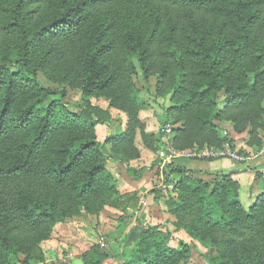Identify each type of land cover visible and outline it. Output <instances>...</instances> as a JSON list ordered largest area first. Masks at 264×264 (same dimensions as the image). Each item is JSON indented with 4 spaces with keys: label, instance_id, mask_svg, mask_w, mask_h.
I'll return each instance as SVG.
<instances>
[{
    "label": "trees",
    "instance_id": "16d2710c",
    "mask_svg": "<svg viewBox=\"0 0 264 264\" xmlns=\"http://www.w3.org/2000/svg\"><path fill=\"white\" fill-rule=\"evenodd\" d=\"M37 71L79 88V111L67 108L64 91L47 102L54 92ZM140 75L154 76L155 97H167L161 124L177 125L176 150L233 144L222 122L260 144L264 0H0V264H11L9 254L23 255L17 264L42 262L39 244L55 223L135 201V192L117 189L102 145L127 163L140 157L137 134L153 152L161 143L139 117ZM92 96L126 115L123 130L101 144L95 127L111 117ZM165 177L173 230L213 249L208 264H264V190L245 206L232 171L172 163ZM171 238L167 228L144 226L117 264H186L188 243L171 246ZM81 257L104 264L106 255L92 245Z\"/></svg>",
    "mask_w": 264,
    "mask_h": 264
},
{
    "label": "rangeland",
    "instance_id": "374dc122",
    "mask_svg": "<svg viewBox=\"0 0 264 264\" xmlns=\"http://www.w3.org/2000/svg\"><path fill=\"white\" fill-rule=\"evenodd\" d=\"M36 75L42 86L54 92L47 99V102L53 98L59 99L62 91H64V97L62 99L67 103V108L70 111H79L75 107L76 104L77 106L78 104L82 105L81 91L79 88H71L67 85L59 84V82L52 80L44 71H37ZM133 80L138 89L137 98L145 105L144 109L140 111L139 117L144 121L147 132L159 133L161 143L157 144L154 152L150 150L151 152L144 153V157L147 159L146 161H143V159L139 160L141 158L140 155L138 159H129L127 163H122L118 160V156L113 157L110 155L111 147L107 143L102 145V153L109 156L106 163V170L116 180L117 189L121 193H128V195L135 192V201H127L124 207L125 209L105 206L97 214H89L81 211L77 215L65 217L53 225L50 237L39 244L43 252L44 261L31 260L27 264H81L82 254L90 249L92 245H97L99 249L105 252L106 258L104 259V264H117V255L131 250L144 226L158 225L161 228H167L172 234L177 232L173 230V225L169 227V223H172L173 217L166 208L165 200L169 194L167 188L170 190L171 185H165V174L169 172L172 163L181 164L183 159L189 161L197 158L185 157L181 153L182 151L176 150L172 145L171 133L173 131V125L165 124L168 125L166 127L161 124L163 106L168 104V100L167 97H155L154 85L156 78L150 76L145 80L140 75L133 77ZM218 97L221 101L224 95L219 93ZM89 100L92 105L108 110L111 117L107 123L98 124L99 128H97L98 125L95 127L96 140L101 144L109 134L116 135L123 130L124 126H121L120 117L121 111L110 107L108 100L103 97L92 96ZM219 128L222 135H230L232 127L229 123L222 122ZM170 137L171 139L169 140ZM261 137L262 142L260 144H249L252 148L259 147L256 149L257 155L264 154V151H262L264 136ZM161 138L162 140L165 139L168 144L164 145ZM225 143H228V146L231 148V154L238 158L215 156L207 160L229 159L234 162H244L247 160L242 150L234 148V145L230 142ZM134 144L139 152L140 149L145 148L141 144L138 134ZM259 149L260 151H258ZM173 150L177 154L172 155ZM241 157L244 158L243 161L240 160ZM131 161H135L134 165ZM170 176L172 177L173 175L171 174ZM202 177L204 179L206 178L205 176ZM210 179L208 178L206 180ZM138 180L139 182L137 183ZM135 186H141L142 193L134 190ZM139 189L141 190L140 187ZM155 194H158V196L155 197ZM166 217L167 219L161 222ZM179 241H184L189 245L190 257L186 264H208L207 256L213 252V249L201 245L181 230L178 234L172 236L169 244L176 246ZM9 255L11 257V264H17V260L23 258L21 254L15 259L11 254Z\"/></svg>",
    "mask_w": 264,
    "mask_h": 264
},
{
    "label": "crops",
    "instance_id": "0c3cea01",
    "mask_svg": "<svg viewBox=\"0 0 264 264\" xmlns=\"http://www.w3.org/2000/svg\"><path fill=\"white\" fill-rule=\"evenodd\" d=\"M121 117V126L125 124L126 121V115L120 112ZM226 125V124H225ZM229 126V125H226ZM99 128V125L97 126ZM148 130V129H147ZM231 138H233L234 142V148L240 149L243 151L244 155H246L247 160L244 162H234L229 159H216V160H185L183 159L181 164L185 165L187 168H190L191 170H198L202 173L205 172H229L232 171V178L235 179L239 183V198L241 202L247 206L252 202L254 197L264 190V154H256V149L259 147H253L249 146L247 144V133L243 132L241 134L234 133L231 129L230 135ZM261 136H264V133L261 132ZM264 140V139H263ZM260 151V149L258 150ZM145 152H151L150 150H147L146 148L140 149V155L141 159L143 161H146L144 157ZM134 165L135 161H131ZM205 176V179L210 178L209 175H201ZM203 178V177H202ZM134 182V181H133ZM139 180L137 181V183ZM141 188V190L139 189ZM134 190H138L142 193V187L141 186H135ZM154 208V206H152ZM114 210V209H110ZM168 216V215H166ZM167 219H163L164 222ZM172 220V219H171ZM172 226V223H169V227ZM180 231V230H179ZM174 232L172 236H175V234H178ZM183 231V230H181ZM184 232V231H183ZM187 235V234H186ZM61 239V238H59Z\"/></svg>",
    "mask_w": 264,
    "mask_h": 264
},
{
    "label": "built area",
    "instance_id": "2783aa9c",
    "mask_svg": "<svg viewBox=\"0 0 264 264\" xmlns=\"http://www.w3.org/2000/svg\"><path fill=\"white\" fill-rule=\"evenodd\" d=\"M165 126L167 127L168 125H165ZM174 126L175 125H173L172 127L174 128ZM170 139H171V137L169 138V140ZM161 140H162V138H161ZM162 141H163L164 145H167L168 144L165 139H163ZM167 150H168V148H167ZM262 151H264V146L262 148ZM190 152H192V153H190ZM181 153L185 157H196L197 160H200V159L207 160V159H209L211 157H215V156L228 157V158H238V157L233 156L231 154V148L228 146V143H223L221 145V147H219V148H217V147H213V148H209V147H204V148L203 147L202 148H196V147L189 148V149L183 150ZM173 154H177V152H175L173 150L172 151V155ZM240 160L243 161L244 158L241 157Z\"/></svg>",
    "mask_w": 264,
    "mask_h": 264
}]
</instances>
